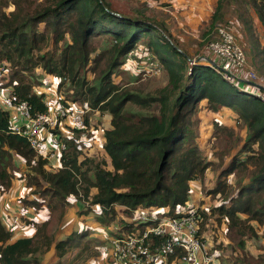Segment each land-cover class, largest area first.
<instances>
[{"label": "trees", "instance_id": "trees-1", "mask_svg": "<svg viewBox=\"0 0 264 264\" xmlns=\"http://www.w3.org/2000/svg\"><path fill=\"white\" fill-rule=\"evenodd\" d=\"M113 1L0 0V62L12 65L13 92L28 101L33 112H46L45 94L34 89L36 71L41 69L68 80L74 102L87 103L111 115L103 134L107 169L101 165L107 164L105 160L96 163L86 159L78 164L73 140L62 153L59 172H46L44 161L33 167L37 175L30 173L28 183L37 197L25 200V204L36 210L45 206L49 216L38 221L35 213L32 220H26L36 227L35 235L17 240L0 217V264H42L52 247L58 257L52 264H66L72 250L73 259L89 250L87 230L56 237L70 205L67 198L77 197L79 191L91 205H99L101 213L96 222L103 226L113 222L118 212L130 215L139 206L167 208L160 216H183L185 213L176 207L185 206L195 191H191L190 183L214 166L203 157L196 141L192 114L198 105L233 114V127L212 120L210 139L219 147L214 154L219 159L229 155L230 160L225 166L218 165L216 182L208 194L225 198L213 213L220 216L218 220L224 218L227 237L247 260L245 237L256 233L251 222L264 224V100L247 84L226 79L210 63L193 62L196 58L178 49L164 25L146 14L145 2L124 0L126 8L118 9ZM229 1L235 3L251 39L248 55L253 68L264 77V46L255 23L257 18L264 31V0H217L210 29L221 20L219 14ZM10 4L14 9L8 12ZM217 38L215 28L213 40ZM141 46L145 58L151 64L158 62L167 77L165 86L144 95L126 82L113 80L123 72L128 55ZM88 73H94L93 84L87 79ZM243 128L246 136L242 140L239 132ZM12 131L10 113L0 107V197L12 189L20 172L14 152L27 166L35 156L27 138ZM229 176L235 179L233 194ZM116 204L121 206L118 211ZM197 213L208 218L205 212ZM124 229H133V223ZM248 260L264 264V254Z\"/></svg>", "mask_w": 264, "mask_h": 264}, {"label": "rangeland", "instance_id": "rangeland-1", "mask_svg": "<svg viewBox=\"0 0 264 264\" xmlns=\"http://www.w3.org/2000/svg\"><path fill=\"white\" fill-rule=\"evenodd\" d=\"M113 3L118 9L126 8V6H124V0H114ZM13 9H14V5L10 4L6 10L10 12ZM159 11L155 8H151L147 6L146 14L150 16V18L164 25V19H163L164 16L162 15V12ZM219 17H221V20L216 24L214 28L211 29L209 28V19H208L207 21L201 22L195 29H193V32H191L190 34H187L185 32H179V33L175 32L171 34V32H169L166 29L165 30L166 32L171 34L170 38L172 39V41L180 51L186 53L190 58H196L194 59V61H203L200 59V57H208V51L206 50V46L215 37V28L220 26L226 27L233 33L236 41L242 47L247 57V62L252 65L248 55V50L251 46V39L249 38V34L247 33L243 25V22L238 18V13L236 11L235 3L229 1L228 5H224L221 13L219 14ZM259 29L261 31L260 33L258 32V35L261 36L260 39L264 43V36L261 35L262 27L260 26ZM212 58L210 59L216 61ZM150 66H151V62L145 58L143 53V47L141 46L140 49H138V51H133L128 55L126 63L121 67L123 72L117 76H113L114 83L121 84L123 82H126L127 85H132L139 92H142L143 95L146 93L151 94L156 89L166 85L167 77L163 71V68L161 69V72L157 75H149L145 73L140 74L141 71H146V68ZM36 72H37V76L34 80L35 83L34 88L37 89L38 91L52 92V95H55L56 92V95H62L70 102V104H73L75 107L82 108L86 120L85 131H86L87 139H93L94 137L95 140H97L98 145L101 146L102 145L101 138L104 134V131L110 126L111 115L108 112L101 111L99 109H93L89 107L87 103L74 102L73 88L68 80H65L63 78L51 74H47L43 72L41 69H38ZM242 76H244V72L242 73ZM137 77L139 78L137 79ZM87 79L90 84H93L94 73L93 74L88 73ZM63 82L66 83L65 85L61 86ZM0 95H1V90H0ZM133 110L136 111L137 109L133 107ZM142 112H147V111L143 110ZM192 120L195 121L194 128L196 129V141L202 150V155L207 161L214 162V166L210 167L205 172L202 178L197 179V184H196L197 189H195L196 191L192 190L193 192H191V197L189 201L186 203V205L176 207V211H184L190 207H196L198 208V210L205 212L207 214L208 218L207 217L205 219L201 218L199 222V236L202 241L203 255L210 264H254V262L252 260H248V258L251 257L257 260L259 257H261L264 254V224L260 225L256 222H251V224L255 227L256 233L254 236L251 235L245 237L244 250L248 254V257L247 260H243L240 257L242 250L239 249L237 245L227 237V224L225 223L224 218L218 220L217 218L220 216L217 215L216 213H213L212 210L214 207L218 206L222 201H224L225 198L223 199V197L219 195L215 196L208 194V190L211 187H213V185L216 182L219 172L218 165L220 163H223V165L225 166V164H227L228 161L230 160L229 155H225L222 159H219L214 154L215 151L219 150V147L217 146L216 142L214 143V141L210 139L211 133L214 129L213 121L216 120L219 124L222 125L226 124L233 127L234 125L233 114L231 111H227V110L225 111L219 110L218 112L209 111L203 105H198V107L195 108V111L192 114ZM68 128L69 130H73L70 127ZM239 133H241V138L243 140L246 136L245 129L244 128L241 129ZM73 134L75 135L76 133L73 131ZM237 148L233 150V153L237 150ZM99 149L100 148L96 146L94 148V153L91 156L92 158H88V159H92L96 163L98 162L102 163V161L104 160L106 161V159L102 157V150L99 151ZM41 161L43 160H40L32 164L31 166H27L26 169L23 171V173H21L23 176H25L24 177L25 180H22L21 182H19V184L17 183L13 188L14 197L17 199L18 204L22 205L23 208H26L25 200L29 198L33 199L34 196L35 198L37 197L36 195L32 196L31 193L34 190V187L29 186L28 181H29L30 173L31 174L36 173L33 167L36 166ZM47 162L48 161L44 162L43 169L48 173H52V170H50V168L46 166ZM101 165L106 169L109 167V164L108 163L105 164V162L102 163ZM17 180L20 179L17 178ZM227 182L229 183V185H233L232 186L233 191L231 192V194H233L235 192L234 189L235 179L233 178V176H229ZM26 186L30 187L29 190H25ZM90 192L92 194H95L96 190L94 189L91 190ZM9 194L10 192H6L3 195L8 196ZM69 199H72V203L73 205H75V214L82 219L81 223H79L80 226H82L81 227L82 229L81 228L78 229L79 230L81 229L80 231H85V230L89 231L87 232V234H89L87 238L91 239V242H90L89 250L84 254L85 256L83 255L80 259H73L75 252H73L72 250L69 254H67L65 260H66V264H72L74 260H75L74 262H80L81 264H85L86 261H88V259H84V258H93V257L94 258L97 257L96 259L100 258V252H101L100 249L105 248V240L106 241L109 240L110 230L105 229V226L99 224L98 222L97 223L99 225L96 223L97 220L96 216L101 213V208L98 205H91L89 199L84 198L85 200L83 201L78 196L75 198L69 196ZM114 208L115 210L118 211L119 209H121V206L116 204L114 205ZM139 208L144 210L148 209L143 206H139ZM41 210L46 211L47 208L45 207L42 208ZM41 210L35 209V212L40 213ZM153 210L159 211L156 213L157 217H164L163 215L160 216V214L164 213V211L165 212L168 211L167 208H156V209L154 208ZM75 214L73 212V217L75 216ZM46 217L47 215L45 214V218ZM133 217H135L133 212L130 215H126V214H122L121 212H118L117 218L108 225H111L113 223H116L118 225H121L123 223H130L129 221H131ZM33 218H34L33 214L29 216L28 213L22 212L21 219L32 220ZM78 229L74 228L73 231H76ZM57 233L59 234V238L60 237L63 238L64 234H66V229L65 228L62 230L59 229ZM93 234L104 237L103 238L104 241H101L97 237H90L91 235L93 236ZM107 245H109L108 242ZM55 260H56L55 258H52L50 259V262L46 264H52L51 262Z\"/></svg>", "mask_w": 264, "mask_h": 264}, {"label": "built area", "instance_id": "built-area-1", "mask_svg": "<svg viewBox=\"0 0 264 264\" xmlns=\"http://www.w3.org/2000/svg\"><path fill=\"white\" fill-rule=\"evenodd\" d=\"M216 33L218 38L210 41L206 50L211 58L218 60L217 64L224 77L239 85L243 83L242 80H250L264 86V77L247 62V57L233 33L223 26L216 27ZM160 72L161 66L158 62L151 64L144 71L149 75H157ZM11 75V63L0 62V107L2 105L3 109L10 113L12 132L25 136L35 151L32 164L40 160L48 161L46 166L52 172H59L63 168L62 153L69 146L64 133H70L72 138L78 137L84 142L91 143L88 149L79 146L78 149L81 151H78V164L92 158L93 148L96 146L100 148L99 151L102 150V157L109 164L103 147V136L101 146L94 137L87 139L82 108L70 104L62 95H56V92L52 95V92L38 91L34 88L37 93L45 94L43 101L47 111L33 112L28 101L21 100L13 92V86L10 85ZM255 92L264 100L263 92L257 89ZM68 127L73 130H69ZM66 130L68 132H65ZM16 157L22 158L26 164V160L14 152V161ZM196 183V181L190 183L191 191L197 189ZM78 197L85 200L81 191ZM153 209L144 210L139 207L133 209L135 217L129 221L133 223V229H124L128 223L105 226V229L110 230L109 264H210L202 252V241L199 236L201 216L197 213L200 211L198 208L190 207L183 211L185 213L183 216L177 218L157 217L156 213L159 211ZM141 225L143 227H140Z\"/></svg>", "mask_w": 264, "mask_h": 264}, {"label": "crops", "instance_id": "crops-1", "mask_svg": "<svg viewBox=\"0 0 264 264\" xmlns=\"http://www.w3.org/2000/svg\"><path fill=\"white\" fill-rule=\"evenodd\" d=\"M143 2H146V5L157 9L159 12H162V15L164 16V26L165 28L171 32V34L175 32H185L187 34H190L193 32V29H195L201 22L207 21L210 19L211 14L213 13L217 0H141ZM256 26L258 28V32L260 33L259 27L261 26L257 18L255 19ZM177 30V31H176ZM263 32V33H262ZM261 35L264 36V31L262 29ZM262 36V37H263ZM261 38V36H259ZM261 44L264 46L263 41L260 39ZM3 108V106L1 105ZM225 111V110H223ZM229 111V110H227ZM65 132H68L66 130ZM65 138H67L68 142L70 140H73L76 143L77 150L80 149L79 146H83L84 148L88 149L91 145L90 142H84L78 139V137H73L70 133H64ZM81 151V150H80ZM94 151V148H93ZM79 153H77V156ZM77 158V157H76ZM88 158V157H87ZM62 163V160H61ZM16 166L20 169V172L16 174V179L14 181V185L12 189L9 191L10 194L2 195L0 197V217L3 221V223L7 226L9 230H11L14 234V239L17 240L21 237H30L34 236L36 233V229L34 225L28 224L26 220L21 219L22 212H26L29 214L35 215V208L32 206L26 205V208H23L22 205L18 204L17 199L14 197V190L13 188L15 185L22 180H25L21 173L24 171L27 167L24 160L22 158L16 157L15 161ZM37 175L36 173H34ZM20 179V180H17ZM197 184V183H196ZM29 186L25 187V190H29ZM24 189V188H23ZM35 189V188H34ZM196 191V190H195ZM32 196H34V193H31ZM18 195V194H15ZM20 197V196H19ZM35 199V196L34 198ZM32 199V200H33ZM70 205L68 208V212L66 213L63 222L60 225L59 229H66V234H64V237L68 235L70 232H73V229L81 228L79 223H81V218H79L75 214V205L72 203V199L67 198ZM45 208V206L43 207ZM73 212L75 216L73 217ZM45 214L47 217L49 216V210L47 208L46 211H42L38 213L36 220L38 221H45ZM78 217V218H75ZM97 223V222H96ZM98 224V223H97ZM99 225V224H98ZM90 227V226H89ZM58 229V230H59ZM72 229V230H71ZM82 229V228H81ZM80 229V230H81ZM79 230V229H78ZM79 230V231H80ZM62 234V235H63ZM56 237L58 239H62V237L59 238V234H56ZM90 237H97L101 241H104L101 236H98L96 234L91 235ZM107 242L105 240V248L100 249V258H84L88 259L85 264H109V248L107 245ZM88 251V249L84 252V254ZM99 252V251H98ZM83 254V255H84ZM82 255V256H83ZM81 256V257H82ZM85 256V255H84ZM93 256V255H92ZM81 257H78L76 259H80ZM55 258L56 260L53 262H56L58 260V257L55 252V248L52 247L44 256V259L42 261V264H46L50 262V259ZM82 259V260H84ZM80 260V261H82ZM75 261V260H74ZM72 264H81L80 262H74ZM51 262V263H53Z\"/></svg>", "mask_w": 264, "mask_h": 264}, {"label": "water", "instance_id": "water-1", "mask_svg": "<svg viewBox=\"0 0 264 264\" xmlns=\"http://www.w3.org/2000/svg\"><path fill=\"white\" fill-rule=\"evenodd\" d=\"M200 59L203 60V61H206V62L210 63L212 66H215V67H217V68H220L219 65H218L216 62H214L213 60H211V59L208 58V57H201ZM192 61H193V62H196V61H194V60H192ZM241 82H243V83L247 84L248 86H250V87H252V88H255V89H257L258 91L264 93V86H262V85H259V84L255 83V82H253V81H250V80H242Z\"/></svg>", "mask_w": 264, "mask_h": 264}]
</instances>
